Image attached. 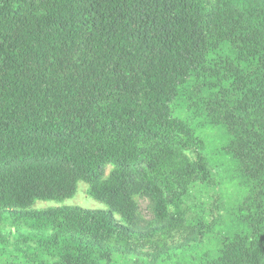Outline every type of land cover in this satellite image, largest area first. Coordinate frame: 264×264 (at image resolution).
Returning <instances> with one entry per match:
<instances>
[{"label":"trees","instance_id":"16d2710c","mask_svg":"<svg viewBox=\"0 0 264 264\" xmlns=\"http://www.w3.org/2000/svg\"><path fill=\"white\" fill-rule=\"evenodd\" d=\"M79 182L105 209H29ZM10 218L35 246L0 264H264V0H0Z\"/></svg>","mask_w":264,"mask_h":264},{"label":"rangeland","instance_id":"374dc122","mask_svg":"<svg viewBox=\"0 0 264 264\" xmlns=\"http://www.w3.org/2000/svg\"><path fill=\"white\" fill-rule=\"evenodd\" d=\"M176 110L183 117L194 114L189 107H184V105L177 107ZM194 116L195 115L191 118H194ZM199 118L200 117L195 116V120H198ZM198 130L199 136L205 140L207 146L206 148H208L209 153L213 151L214 147L219 145L220 141L224 137L223 129L218 125L205 124L203 127L200 126ZM220 173L221 169H219V173H216L212 182L206 185L207 191H202L203 189L200 188L192 195V200H190L183 209V212H185L188 217L194 220L197 217L202 216L204 214V209L206 208L210 209L211 217H216L217 215L222 214L223 210L220 211V214L217 213V206L219 205H215L213 198V195L217 194L213 193V195H210L213 190L218 189V185L221 183V178L218 176ZM139 203L143 213L149 217V200L147 198H140ZM59 205L79 206L92 210L105 209V205L102 202L89 196L87 193V184L84 182H79L73 195L66 199L61 201H35L29 209H45ZM22 231L23 229L20 225L16 224L13 219H0V261L2 259H11L15 255H20L22 250L26 251L27 247L35 246L33 243H26L24 241L25 237L23 236Z\"/></svg>","mask_w":264,"mask_h":264}]
</instances>
